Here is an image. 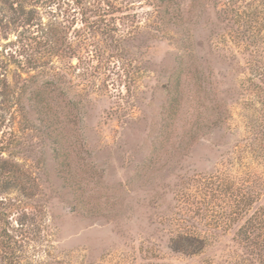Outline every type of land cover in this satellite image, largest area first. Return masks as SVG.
I'll use <instances>...</instances> for the list:
<instances>
[{
  "label": "rangeland",
  "instance_id": "1",
  "mask_svg": "<svg viewBox=\"0 0 264 264\" xmlns=\"http://www.w3.org/2000/svg\"><path fill=\"white\" fill-rule=\"evenodd\" d=\"M0 159V264L264 261V0H0Z\"/></svg>",
  "mask_w": 264,
  "mask_h": 264
},
{
  "label": "trees",
  "instance_id": "2",
  "mask_svg": "<svg viewBox=\"0 0 264 264\" xmlns=\"http://www.w3.org/2000/svg\"><path fill=\"white\" fill-rule=\"evenodd\" d=\"M50 42H51V38H50ZM50 42L46 41L45 43H41L44 50L47 49V47L50 45ZM49 48H50V51L54 49V47L52 48L50 46ZM180 80H181V76L177 75L173 83L174 85L172 87L173 89L170 93V102H169V108L167 111L168 117L170 118L173 116L175 109L177 107V95L179 92L178 89L180 88ZM37 93L36 94L34 92L32 93L33 97L29 100L30 102L35 103L36 101L40 99L41 95ZM28 181H29V175H27L26 172L21 169V166L19 164L12 162L10 160L0 159V196L1 194L9 190L10 188L17 190L23 195H26L25 184ZM1 202L3 201H0V205L2 204ZM33 210L37 211L36 208H33ZM252 219L253 217L250 218V220L246 222L249 226L252 224ZM239 236L241 237V240L245 244V248L252 247V248H255V250H260V252L264 250V242L261 240L260 235H255L254 237L252 235V232L250 233L249 229L240 228ZM6 247L11 250H14L11 242L6 241ZM257 262L258 264H264V261L261 259L257 260Z\"/></svg>",
  "mask_w": 264,
  "mask_h": 264
}]
</instances>
